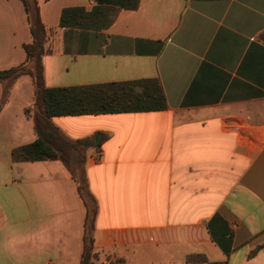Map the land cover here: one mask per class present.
Segmentation results:
<instances>
[{
	"label": "crops",
	"instance_id": "0c3cea01",
	"mask_svg": "<svg viewBox=\"0 0 264 264\" xmlns=\"http://www.w3.org/2000/svg\"><path fill=\"white\" fill-rule=\"evenodd\" d=\"M38 3L48 87L157 79L167 106L54 116L95 145L70 167L16 162L37 137L25 115L34 82L0 83V264H80L76 177L97 201L98 264H195L197 253L264 264V0H139L103 30L60 26L65 8L97 0ZM31 40L23 1L0 0V70L23 63Z\"/></svg>",
	"mask_w": 264,
	"mask_h": 264
},
{
	"label": "trees",
	"instance_id": "16d2710c",
	"mask_svg": "<svg viewBox=\"0 0 264 264\" xmlns=\"http://www.w3.org/2000/svg\"><path fill=\"white\" fill-rule=\"evenodd\" d=\"M22 1L28 14L32 40L24 45L27 57L23 63L0 70V83H4L7 93L19 77L29 75L33 79L34 101L25 108V115L33 121L37 137L33 142L13 149L14 161L58 160L70 167L77 152L84 153L95 145V141L89 137L78 140L66 137L52 121L54 116L142 112L166 108V96L157 79L48 87L43 65V57L47 53L48 30L41 18L38 0ZM97 2L98 5L91 11L84 7L65 8L61 14L60 26L103 30L115 21L120 9H135L139 5V0ZM100 144L99 142L97 147ZM76 178L86 207L84 248L80 264H98L99 253L95 246L97 201L88 190L85 179L83 184L82 178ZM187 261L195 264H225L212 262L201 253L191 254Z\"/></svg>",
	"mask_w": 264,
	"mask_h": 264
},
{
	"label": "water",
	"instance_id": "95a60500",
	"mask_svg": "<svg viewBox=\"0 0 264 264\" xmlns=\"http://www.w3.org/2000/svg\"><path fill=\"white\" fill-rule=\"evenodd\" d=\"M96 142H98V136L96 137Z\"/></svg>",
	"mask_w": 264,
	"mask_h": 264
},
{
	"label": "rangeland",
	"instance_id": "374dc122",
	"mask_svg": "<svg viewBox=\"0 0 264 264\" xmlns=\"http://www.w3.org/2000/svg\"><path fill=\"white\" fill-rule=\"evenodd\" d=\"M82 180H83V184H84V179L82 178Z\"/></svg>",
	"mask_w": 264,
	"mask_h": 264
}]
</instances>
